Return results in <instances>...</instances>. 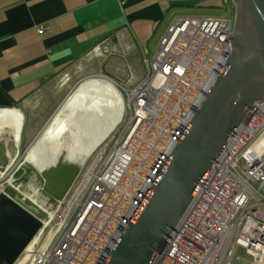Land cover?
I'll list each match as a JSON object with an SVG mask.
<instances>
[{"label": "built area", "instance_id": "2783aa9c", "mask_svg": "<svg viewBox=\"0 0 264 264\" xmlns=\"http://www.w3.org/2000/svg\"><path fill=\"white\" fill-rule=\"evenodd\" d=\"M231 30L232 18L178 19L134 91L98 76L124 92L123 114L129 116L127 122L121 117L103 154L85 160L61 201L43 204L28 197L10 173L15 159L9 162L0 172V193L13 189L15 196L6 195L24 209L34 208L41 224L32 253L15 264L106 262L226 63ZM111 53L109 41L93 50L100 57ZM71 80L63 72L57 85ZM127 146L133 156L123 153ZM120 153L129 162L122 175L116 173ZM145 177L148 183H141ZM237 247L253 264H264V100L249 107L149 264H232Z\"/></svg>", "mask_w": 264, "mask_h": 264}, {"label": "crops", "instance_id": "0c3cea01", "mask_svg": "<svg viewBox=\"0 0 264 264\" xmlns=\"http://www.w3.org/2000/svg\"><path fill=\"white\" fill-rule=\"evenodd\" d=\"M219 1L0 0V145L8 161L29 151L79 82L103 76L130 91L176 20L226 18L198 13L206 7L232 14ZM106 41L112 53L94 55ZM63 72L72 86L58 87Z\"/></svg>", "mask_w": 264, "mask_h": 264}, {"label": "water", "instance_id": "95a60500", "mask_svg": "<svg viewBox=\"0 0 264 264\" xmlns=\"http://www.w3.org/2000/svg\"><path fill=\"white\" fill-rule=\"evenodd\" d=\"M230 54L190 126L157 173L104 264H149L169 238L204 173L255 101L264 100V0H229ZM0 145V172L8 166ZM78 169L65 162L40 173L42 191L61 201ZM36 210L0 195V264H15L41 228Z\"/></svg>", "mask_w": 264, "mask_h": 264}, {"label": "bare ground", "instance_id": "6f19581e", "mask_svg": "<svg viewBox=\"0 0 264 264\" xmlns=\"http://www.w3.org/2000/svg\"><path fill=\"white\" fill-rule=\"evenodd\" d=\"M122 107V95L111 82L102 78L85 81L70 94L29 149L24 162L39 173L63 162L79 170L87 158L95 153L98 154L97 157L103 154L110 133L115 130L123 116ZM5 117H12V114ZM3 119L2 117L0 121ZM134 131L135 128L130 129L127 136H133ZM123 153L133 156L128 152V146ZM128 164V160L120 153L116 173L122 175ZM3 172L1 175H4ZM4 177L2 176L3 179ZM146 182L148 183L147 177L141 181L144 184ZM0 195L9 197L6 193ZM20 207L24 209L21 205ZM30 253L32 243L27 246L25 255Z\"/></svg>", "mask_w": 264, "mask_h": 264}, {"label": "rangeland", "instance_id": "374dc122", "mask_svg": "<svg viewBox=\"0 0 264 264\" xmlns=\"http://www.w3.org/2000/svg\"><path fill=\"white\" fill-rule=\"evenodd\" d=\"M213 3L218 5L220 3V1L219 0H213ZM220 6H221V4L219 6H216V8H220ZM198 13H200L202 15H216V16L223 15V16H226L227 18H231L230 14H228L225 10H221V9H214V8H207L206 7V8H203V10L199 11ZM155 53L152 52V54H155ZM93 78H99V77H89V78H86L83 81L79 82L76 85V87L73 89L71 94L76 90V88L79 85H81L85 81H87L89 79H93ZM116 84L125 89V87L123 85H120L119 82ZM69 85L72 86V82H70ZM136 88H137V86L135 88H131V89L134 91ZM117 89H119L121 95L124 96V92L121 91V89L118 86H117ZM127 89L132 91L129 87ZM60 108H62V107H60ZM60 108L58 110H60ZM128 116H129V113H124L122 116V120H124V121L126 120L125 122H127ZM113 131L111 133H113ZM111 133H110V135H111ZM109 148H111V146H109ZM26 154L27 153H25V155L23 154L20 157H18L17 159H15V162L12 164V169H11L10 173H13V172L15 173L14 177H13L15 184L18 187H20V189L22 190V192L24 194H27L28 197H30V196L33 197L35 199V201H37L38 203L46 204L45 202H51L52 200L42 191L43 182L40 178V173L37 172L31 165L24 162V158H25ZM2 183H3V181L0 182V184H2ZM5 191H6V193L10 194L11 196H15V194H16L13 189L6 188ZM232 264H253V260L249 256L246 255V253L243 249L237 247L236 251H235V257L233 259Z\"/></svg>", "mask_w": 264, "mask_h": 264}, {"label": "flooded vegetation", "instance_id": "af4514ba", "mask_svg": "<svg viewBox=\"0 0 264 264\" xmlns=\"http://www.w3.org/2000/svg\"><path fill=\"white\" fill-rule=\"evenodd\" d=\"M231 18H232V14H231Z\"/></svg>", "mask_w": 264, "mask_h": 264}]
</instances>
